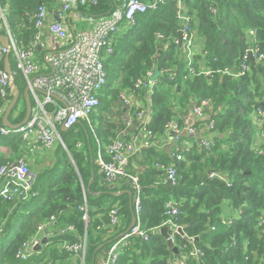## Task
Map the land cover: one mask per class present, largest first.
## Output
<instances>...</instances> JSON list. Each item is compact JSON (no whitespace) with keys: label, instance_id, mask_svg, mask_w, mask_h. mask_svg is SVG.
Masks as SVG:
<instances>
[{"label":"trees","instance_id":"obj_1","mask_svg":"<svg viewBox=\"0 0 264 264\" xmlns=\"http://www.w3.org/2000/svg\"><path fill=\"white\" fill-rule=\"evenodd\" d=\"M49 1L0 0L11 33L22 48L33 42L37 33L34 17ZM177 1L168 0L157 10L137 15L132 27L126 22L121 25L113 39L114 53L105 61L108 84L101 94L98 123L91 127L81 122L68 131L58 128L64 146L53 150L54 163L37 176L34 191L38 197L19 206L0 199V264H81L63 248L65 242L81 241H86L84 264H99L128 230L133 215L150 239H130L116 264H169L173 250L155 230L169 219L166 203L171 200L178 203L181 215L176 223L186 236L177 234L175 246L188 258L191 244L187 238H194L205 253L202 262L189 258L185 264H264V123L255 120L259 110L264 113V60L248 53L249 72L235 77L253 46L264 56V0H181L191 18L190 27L202 43V52L192 63L195 74L190 72L185 49L178 45L182 26ZM117 7L118 0H98L96 6H80L79 10L101 18L109 17ZM250 31H255L254 39ZM0 35H7L5 28H0ZM37 55L42 60V53ZM10 63L22 99L26 82L16 72L13 55ZM150 70L159 76L149 126L155 136H164L167 124L187 113L192 102L208 100L211 108L206 113L215 122L216 137L210 150L196 149L182 162L154 147L139 152L142 160L138 154L133 157L129 171L139 177L142 187V211L137 215L128 194L116 195L127 190L135 196L131 183H107L97 160L99 151L109 160L106 147L126 128L128 111L119 112L122 125L106 120L105 114L113 115L121 94L138 93L135 83ZM202 70L210 75L200 74ZM144 92H139L143 98ZM25 115L26 109L13 122L21 123ZM1 139L14 156L26 147L20 135ZM80 142L83 149L78 148ZM157 164L177 167V187L164 184ZM115 207L123 221L110 230V213ZM40 225L52 226L56 232L42 251L27 260L17 258L23 243ZM69 225L75 231L61 235Z\"/></svg>","mask_w":264,"mask_h":264},{"label":"built area","instance_id":"obj_2","mask_svg":"<svg viewBox=\"0 0 264 264\" xmlns=\"http://www.w3.org/2000/svg\"><path fill=\"white\" fill-rule=\"evenodd\" d=\"M53 1L61 4L57 12L58 21H49L48 8L39 7L34 17L37 33L27 48H22L14 39L6 14L0 7V28H5L6 36L10 38V48L0 43V139L20 135L25 143L36 140L38 145L34 146L33 150L42 152L53 151L58 143L64 145L58 128L64 126L70 130L81 122H87L92 127L91 117L100 109L101 94L108 84L105 61L114 53V36L123 23L134 26L137 15L157 10L168 0H118L115 11L109 17L101 18L84 15L79 10L80 6H96L98 0ZM177 8L182 26L180 32L183 48L190 72L195 74L192 63L196 52V38L190 27L191 18L187 16L181 0L177 1ZM71 21L73 25L70 26L68 22ZM83 22L88 24L89 29L77 30L76 25ZM250 36L254 39L255 31H250ZM256 46L246 52L235 77H242L249 72L250 68L246 63L248 53L259 61L264 60ZM38 51L42 53V60L38 58ZM8 55L14 56L16 72L23 76L26 86L30 89L31 102L34 103L29 122L16 130L3 125V117L11 102V85L14 82V75H9L5 68V58ZM200 74L210 75V72L202 70ZM158 78L155 70H150L146 78H140L135 83L134 88L138 93L132 91L121 94L120 102L128 111L125 119L126 128L106 147L109 160L103 158L101 151L97 160L100 172L107 183L118 184L124 180L131 183L135 192L134 204L137 215L142 211V187L139 177L130 173L129 164L142 147L161 150L170 146L169 156L176 162H182L186 155L196 149L210 150L216 137L213 133L215 122L206 113V110L211 108L208 100L192 102L182 118H176L168 123L164 141H161L163 137L155 136L149 126L153 120V96L159 83ZM139 92L145 93L144 98ZM18 104L11 114L13 121L17 120L22 112ZM11 116L10 122L15 125L16 123L11 121ZM255 120L262 125L264 113L259 110ZM131 130L133 134L129 133ZM186 138H191L192 141ZM156 167L163 173L164 184L178 186L179 173L175 165L157 164ZM211 177L218 175L211 174ZM34 185L35 176L24 157H18L0 166V199L3 202L19 206L36 199L38 193L34 191ZM166 215L169 219L162 227H171L170 238L174 242L179 230L182 229L176 223L181 212L175 200L166 203ZM122 221L120 209L115 207L110 213L108 228L114 230L121 226ZM51 222L54 223L55 219L51 218ZM47 226H38L34 235L19 249L17 258L27 260L34 254L35 247L47 237ZM74 231V226L69 225L63 228L60 234L64 236ZM2 234L3 226L0 227V236ZM133 237H141L145 242L150 239V234L141 228L139 219L136 226L112 246L100 264H116L124 250L130 246V239ZM187 240L191 244V249L186 261L191 258L202 262L205 253L195 245L194 238ZM63 248L68 253L85 259L86 241L65 242Z\"/></svg>","mask_w":264,"mask_h":264},{"label":"crops","instance_id":"obj_3","mask_svg":"<svg viewBox=\"0 0 264 264\" xmlns=\"http://www.w3.org/2000/svg\"><path fill=\"white\" fill-rule=\"evenodd\" d=\"M147 1V0H146ZM183 3V2H182ZM183 6H184V4H183ZM46 7L48 8V10H49V14H50V17H49V21H58V18H57V12H58V10H59V8L61 7V4L59 3V2H56V1H49L47 4H46ZM185 11H186V9H185ZM68 24L71 26V25H73V22L71 21V23H69L68 22ZM76 28H77V30H79V31H86V30H88L89 29V26H88V24L87 23H85V22H83V23H79V24H77L76 25ZM194 34H195V38H196V47H195V56L196 55H198L199 53H201L202 52V43H201V41H199L198 39H197V36H196V32H194ZM178 41H179V38H178ZM179 45V44H178ZM179 49H180V47H179ZM11 100H12V98H11ZM20 101H21V99H20ZM19 101V102H20ZM25 102V101H24ZM26 106V105H25ZM25 109H26V107H25ZM186 114V113H185ZM184 114V115H185ZM163 137V139H161V141H164V136H162ZM186 140H188V141H192V139L191 138H186ZM25 145H26V147L24 148V150L21 152V155H19V156H17V157H15V158H11L9 155H8V151H9V149L10 148H8V147H6V146H4V145H2V147L0 148V155H2V159L0 160V163L1 162H3V165L4 164H7L9 161H12V159L13 160H15V159H17L18 157H24L27 161H28V164H29V167H30V170H31V172H32V174L35 176V180L37 179V176L38 175H40L41 173H43L47 168H48V166L45 164V163H40V161L42 160V159H44L43 158V155H44V152H42V151H36V150H33V148H34V146H37L38 145V143H37V141L36 140H32V141H30L29 143H25ZM147 149H149V148H147V147H142L141 148V150H140V153L143 151V150H147ZM170 146H167V147H165V148H163V149H158V150H160V151H164V152H170ZM52 152V151H51ZM138 156H139V154H138ZM137 158H140L141 160H142V158H141V155L139 156V157H137ZM39 162V163H38ZM136 165H138L137 164V162L135 163ZM134 165V164H133ZM51 167V166H50ZM134 168H136V171H138L139 169H137V167L136 166H134ZM129 187H131V184H129ZM127 192H129V191H127V190H125V191H122V192H120V193H118V194H116L117 196H119V195H124V194H128ZM130 192H132V191H130ZM129 195V194H128ZM133 201H134V193H133ZM36 203V201H34L30 206H33L34 204ZM134 206H135V204H134ZM17 208V207H16ZM136 210V209H135ZM19 210H18V214H19ZM224 217V216H223ZM45 226H47V225H45ZM50 227V226H49ZM47 228L46 227V230H47V233L48 234H46L47 235V237L48 238H51L52 236H53V234L56 232V231H54L51 227L50 228ZM178 235H180V234H178ZM44 237V236H43ZM183 237V236H182ZM179 252H180V250H179ZM184 252V251H183ZM173 253H174V258L170 261V263L169 264H185L186 263V256H187V254H186V252H184V253H182L181 254V252H180V254L179 255H177L174 251H173ZM75 258H78V256H76ZM188 261V260H187ZM82 264V263H81ZM83 264H84V259H83ZM100 264V263H99Z\"/></svg>","mask_w":264,"mask_h":264},{"label":"water","instance_id":"obj_4","mask_svg":"<svg viewBox=\"0 0 264 264\" xmlns=\"http://www.w3.org/2000/svg\"><path fill=\"white\" fill-rule=\"evenodd\" d=\"M0 43L2 44V46L6 47V48H10V38L8 36L0 35ZM178 44H179L180 49H182L183 48V40H182L181 32L179 33ZM5 68H6V71L8 72L9 75H11V76L14 75V72H13V69H12V66L10 63V56L9 55L5 58ZM11 88H12V91H11L12 100H11V102H10L6 112H5L4 117H3V125L5 127L10 128V129L16 130V129H19V128L25 126L29 122V120L31 118V114H32V102H31V98H30V89L28 87H26V89L23 92V98H24L25 105H26L25 118L19 124H15V125L12 124L10 122V116H11L12 112L14 111L15 107L17 106V104L19 103V101L21 99V93H20L18 87L15 85L14 82L12 83ZM61 130L62 131H68L67 129L64 128V126L61 127ZM127 193L130 196V206L132 208L133 207V193L130 191ZM136 224H137V216L133 215L130 227L128 228V230L124 234L121 235V237H124L126 234H128L136 226ZM170 232H171V227L165 226L159 230H156L155 234L162 235L167 240L170 249H172L177 255H179L180 254L179 248H177L175 246V243L171 240ZM179 234L181 236H185V233L182 229L179 230ZM47 242H48V237H44L42 239L40 245L35 247V249H34L35 252L42 251L43 247L46 246Z\"/></svg>","mask_w":264,"mask_h":264},{"label":"rangeland","instance_id":"obj_5","mask_svg":"<svg viewBox=\"0 0 264 264\" xmlns=\"http://www.w3.org/2000/svg\"><path fill=\"white\" fill-rule=\"evenodd\" d=\"M15 31V30H14ZM114 85L115 86H117V88H118V85H119V82L117 81V82H114ZM102 105V104H101ZM113 105V104H112ZM123 104H121V102H120V105H116L115 106V108H113V110H112V112H113V115H111L110 113H106L105 114V119L106 120H113L112 121V123H117L116 125H122V122L120 121V120H122L123 121V117H121V119H119L120 117V115H119V112L123 109ZM18 108L20 109V110H22V111H24V109H25V102H24V99L22 98L21 99V101L19 102V104H18ZM97 113H99V110L96 112V114L95 115H93L92 117H91V123H92V125H93V122L95 123H98V116H97ZM184 113V112H183ZM185 114V113H184ZM184 114H182L181 116H180V118H182V116L184 115ZM11 121H13V116H11ZM263 136V138H264V134L262 135ZM258 137L260 138L261 137V133H259V135H258ZM264 139H261V141H263ZM2 139H0V148L2 147ZM60 143H58L56 146H55V148L59 145ZM61 145H63V144H61ZM64 146V145H63ZM79 149H83V143L82 142H80L79 143V147H78ZM53 152V151H52ZM52 152H44V155H43V158L44 159H42L41 161H40V163H45L48 167H50V166H52V164L54 163V157H53V155H51V153ZM8 155L11 157V158H15V157H17V156H19V155H21V152L19 153V154H16L15 156H14V153H13V151L11 150V149H9V151H8ZM2 159V155H0V160ZM13 160V159H12ZM39 163V162H38ZM14 209H16V208H14ZM13 230H12V232H14L15 230H14V228H12ZM80 260H81V263L83 264V259H82V257H78Z\"/></svg>","mask_w":264,"mask_h":264}]
</instances>
